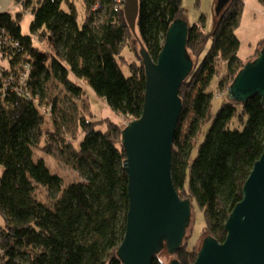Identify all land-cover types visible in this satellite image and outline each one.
<instances>
[{"label":"trees","instance_id":"obj_1","mask_svg":"<svg viewBox=\"0 0 264 264\" xmlns=\"http://www.w3.org/2000/svg\"><path fill=\"white\" fill-rule=\"evenodd\" d=\"M36 1L28 35L21 33L18 13H0V58L7 61L0 70V210L5 217L0 264H121L116 250L128 212L123 124L105 121L107 128L101 130L90 111V119L80 111L83 138L76 157L81 181L64 184L45 159L34 157V149L51 155L64 153L70 144L52 117L58 99L50 93L52 83L83 97L79 83L84 82L130 121L142 111L144 66L133 48L135 61L121 55L133 34L120 0H83L81 27L72 1ZM257 1L264 5V0ZM32 2L22 1L23 8ZM243 7V0H229L215 14L212 31L204 29L202 17L189 25L186 52L193 67L178 91L182 110L171 150L173 186L180 197L196 201L205 218L202 230L220 242L227 216L241 200L244 181L264 144L259 95L240 103L226 100L212 114L214 95L208 90L217 75V89H226L244 64L235 35ZM138 9L135 32L156 60L170 23L184 18L185 8L182 0H139ZM263 38L249 57L258 55ZM47 116L52 130L44 127ZM235 118L244 122L241 130L229 127ZM189 236L174 252L179 264H191L196 257L188 249ZM151 264L163 262L154 258Z\"/></svg>","mask_w":264,"mask_h":264},{"label":"water","instance_id":"obj_2","mask_svg":"<svg viewBox=\"0 0 264 264\" xmlns=\"http://www.w3.org/2000/svg\"><path fill=\"white\" fill-rule=\"evenodd\" d=\"M228 1L216 0L215 14ZM121 3L125 21L139 43L145 91L140 116L128 120L120 131L126 155L122 166L128 181V212L116 255L121 264H151L156 255L163 260L180 248L193 220L192 201L177 193L170 164L182 110L178 91L193 67L186 52L189 25L186 19L175 18L153 60L135 32L139 0ZM225 95L236 103L259 95L264 105V44L237 71ZM249 172L241 200L224 223V241L204 236L191 264H264V144ZM168 264L179 263L173 258Z\"/></svg>","mask_w":264,"mask_h":264},{"label":"rangeland","instance_id":"obj_3","mask_svg":"<svg viewBox=\"0 0 264 264\" xmlns=\"http://www.w3.org/2000/svg\"><path fill=\"white\" fill-rule=\"evenodd\" d=\"M16 4L9 13L12 16H16V13L20 15L19 24L21 26V33L23 35H28L30 33V22L33 19V14L31 13L32 9L39 5L36 0H33L32 4H30L27 8L22 5L21 0L20 3L15 2ZM75 6L77 12V23L81 27L83 24V20L85 17V3L83 0H70ZM215 2L216 0H182V5L185 8L184 19L187 20L188 25L196 24L200 22V17L204 20V29L206 31H212L215 25V21L217 19L215 15ZM243 9L241 13L240 21L235 30V35L239 38V47L238 54L244 60V63L249 61L254 57H249V55L255 52V47L258 41L264 37V5L261 4L257 0H243ZM96 6L91 7L92 11ZM67 8V7H66ZM90 9V10H91ZM264 39V38H263ZM128 46L123 49L121 55L124 56L127 62L135 61V55L132 53L131 49L133 48L138 52L139 43L136 41L134 36H131ZM262 45V44H260ZM260 49V48H259ZM249 57V58H248ZM138 58V57H137ZM193 58V57H192ZM140 61V59H139ZM7 61L2 60L0 58V70L2 69L1 65L5 66ZM122 71L125 76H128V66L123 65ZM0 71V75H1ZM220 78L217 75L214 80L210 83V90L213 93V98L211 100L212 114H214L220 105L226 102V97L221 96V94H226V89H217L216 81ZM82 86V90H84L83 97L71 96L63 86L58 83H52L50 87L52 90L50 93H54L58 96L57 106L54 110V114L52 117L54 118L56 124L58 125L60 131H64L65 135H67L70 144L64 147V153H60L58 151H54L51 155H46L41 153L38 149H34V157H39L45 159V163L50 169L51 172L58 173L64 184L69 181H81L82 179V170L79 167V160L76 157L78 150V143L83 138V134L80 129L79 119L81 117V112H84L86 118L90 119L95 123L98 122V129L105 130L107 125L104 123L105 121H112L117 124H123L124 127L129 121L126 117H124L121 113H117L111 110L109 105L105 100L94 94V92L89 89L84 82L79 83ZM37 97V96H36ZM44 103V102H43ZM88 105V107H87ZM47 105H44L43 109H46ZM87 107L89 110H85ZM46 111V110H45ZM90 111L91 115H90ZM49 116V115H48ZM46 117L44 127L49 130L53 129V125L51 124L50 117ZM245 118V117H244ZM107 123V122H106ZM244 122L235 118L233 122L230 124V128H236L238 130L242 129V125ZM208 124L203 126L204 132L199 137L198 141H202L203 135L207 131ZM198 143V144H199ZM192 213L193 220L190 221V226L186 229L187 235H190L186 241L188 249H193L194 252L200 248L202 244V239L208 233L206 230L203 231L202 227L205 224V218L203 215V211L201 207H198L195 200L192 201ZM192 219V218H191ZM5 217L3 216L0 210V226L4 223ZM190 228V230H189ZM190 231V234H188ZM1 253V250H0ZM155 258H160L156 255ZM174 258V254L169 255V257L161 260L163 264H168L171 259Z\"/></svg>","mask_w":264,"mask_h":264},{"label":"crops","instance_id":"obj_4","mask_svg":"<svg viewBox=\"0 0 264 264\" xmlns=\"http://www.w3.org/2000/svg\"><path fill=\"white\" fill-rule=\"evenodd\" d=\"M15 5L16 4L13 0H0V13L3 11H8L11 13L10 10H12Z\"/></svg>","mask_w":264,"mask_h":264},{"label":"flooded vegetation","instance_id":"obj_5","mask_svg":"<svg viewBox=\"0 0 264 264\" xmlns=\"http://www.w3.org/2000/svg\"><path fill=\"white\" fill-rule=\"evenodd\" d=\"M203 231H204V230H203ZM206 235H210V234L208 233V234H206ZM206 235H205V236H206ZM210 236H211V235H210ZM197 250H198V249H197ZM196 253H197V252H196Z\"/></svg>","mask_w":264,"mask_h":264},{"label":"built area","instance_id":"obj_6","mask_svg":"<svg viewBox=\"0 0 264 264\" xmlns=\"http://www.w3.org/2000/svg\"><path fill=\"white\" fill-rule=\"evenodd\" d=\"M120 2H121V0H120ZM47 110H48V108H46Z\"/></svg>","mask_w":264,"mask_h":264}]
</instances>
